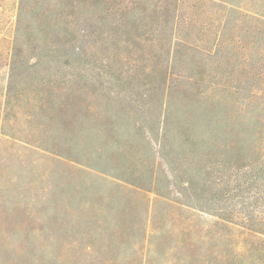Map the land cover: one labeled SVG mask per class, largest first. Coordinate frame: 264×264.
I'll return each instance as SVG.
<instances>
[{
	"label": "rangeland",
	"instance_id": "obj_1",
	"mask_svg": "<svg viewBox=\"0 0 264 264\" xmlns=\"http://www.w3.org/2000/svg\"><path fill=\"white\" fill-rule=\"evenodd\" d=\"M114 1L40 0L67 13V43L0 63V264H171L213 246L206 231L241 209L247 179L234 182L225 147L212 151L214 123L179 111L184 91L162 83L226 70L243 102L264 84V0H212L201 20L194 0H128L120 17ZM18 2L0 0L1 31ZM162 96L161 133L142 110L158 120ZM171 108L201 131H180Z\"/></svg>",
	"mask_w": 264,
	"mask_h": 264
},
{
	"label": "trees",
	"instance_id": "obj_2",
	"mask_svg": "<svg viewBox=\"0 0 264 264\" xmlns=\"http://www.w3.org/2000/svg\"><path fill=\"white\" fill-rule=\"evenodd\" d=\"M123 2L124 6L121 5ZM211 4L212 0H194L192 18L201 20L212 16ZM41 5L40 0H19L15 21H12L10 28L8 26L9 32L0 30V63L6 64L12 55L20 52L52 55L59 45L67 43L66 38L70 35L68 25H71L67 13L62 16V11L58 12L55 7ZM130 6L128 0H116L112 8L114 14L120 17L127 13ZM161 7L157 6L159 14ZM60 20H64L66 29H61ZM95 31L90 33L88 41H99L100 32L97 31L96 35ZM188 43L192 48L200 47L199 41ZM226 73V70H219V73L211 75L208 71L199 70L183 72L175 78L170 73L164 74L162 84L165 90H169V93L174 89L184 91L179 111L192 116L202 112L214 123L212 151L225 147L230 152L229 172L234 182L239 184L243 176L247 179L245 188L237 187L235 190L236 194L239 191L244 193L240 196L243 200L241 209L227 218L217 216L222 220L218 232L215 231L217 235L206 231L204 241L207 243L210 237L214 240L213 246L204 245L196 254L183 257V261L175 260L173 253L169 258L171 264H190V261L195 264H264V84L249 88L243 102H240V88L226 80ZM183 77L184 80L181 79ZM164 96L158 112L156 110L158 120L157 117L153 120V112L147 116L145 108L142 110L151 131L156 128V123L159 132L166 131L164 120L168 118L170 103ZM175 112H178L176 107ZM171 113L170 123L174 122L180 131L187 132V128L196 133L197 130L201 131L198 120H186L179 114L178 117L173 116L172 108ZM222 119H226L228 124L221 126ZM218 161L219 165H224V162ZM175 201L182 203L180 199ZM184 246L188 248L186 243L180 246V250Z\"/></svg>",
	"mask_w": 264,
	"mask_h": 264
}]
</instances>
